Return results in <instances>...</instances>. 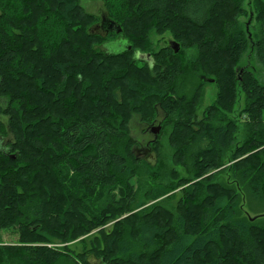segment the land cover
Instances as JSON below:
<instances>
[{
  "label": "trees",
  "instance_id": "trees-1",
  "mask_svg": "<svg viewBox=\"0 0 264 264\" xmlns=\"http://www.w3.org/2000/svg\"><path fill=\"white\" fill-rule=\"evenodd\" d=\"M128 3L126 21L106 4L122 29L108 35L131 45L112 52L94 47L116 39L93 30L78 0H0V138L13 137L0 148V240L17 239L0 243V264H264V209L248 206L264 203V80L239 64L250 52L264 67V0L251 2L254 37L240 26L244 0ZM152 30H169L179 50L144 46ZM186 73L200 78L191 95L179 93ZM205 78L218 91L199 116ZM159 109L187 174L174 168L169 189L138 197L133 179L156 171L135 153L129 122L153 123ZM179 186L172 208L147 204Z\"/></svg>",
  "mask_w": 264,
  "mask_h": 264
},
{
  "label": "rangeland",
  "instance_id": "rangeland-1",
  "mask_svg": "<svg viewBox=\"0 0 264 264\" xmlns=\"http://www.w3.org/2000/svg\"><path fill=\"white\" fill-rule=\"evenodd\" d=\"M113 1V0H112ZM80 5L84 8V10L91 15H95L97 17V20L95 23L101 24L102 22V16L104 15L107 18V8L106 4H111L114 9L113 11H116L118 14L123 17V19L126 21L127 14L130 12V8H128L129 0H118L117 2L109 3L110 1L107 0H78ZM252 0H244V6L247 9V14L240 16V26L245 29V31L252 37L258 32V23L254 20L255 18V11L251 4ZM116 14V13H115ZM95 25V26H96ZM94 31L99 32L105 36L108 35V33H105L104 29L102 28H93ZM116 32V31H111ZM149 40H146L145 45H150L151 48L154 51H158L164 46L168 45L170 46V41L174 40L172 37L173 35L169 30H166L162 34H158L155 31H151L149 33ZM108 39H116L119 37L118 34L111 33L107 36ZM125 45V42L123 39H116L114 41H108L105 44H94L95 48L99 49H106L107 51L117 52L123 48ZM143 45V44H141ZM180 46V45H179ZM146 51V50H143ZM137 53V52H136ZM195 53L193 48L186 49V55L188 54L193 55ZM250 52H246L240 59L239 64L240 66L248 65V68H250L256 76L260 80H264V67L258 62L256 56L252 54V56H249ZM134 55V54H133ZM135 56L138 58V55L135 54ZM249 57V58H248ZM249 61V62H248ZM121 64H125L121 60L118 61ZM137 66H141V62H137ZM200 82V78L198 75L189 74L186 73L184 76H181L179 78V93H185L187 95H191L198 83ZM204 86L202 89L203 92V100L200 103V105L197 108V113L199 116H202L203 110L210 105L212 102H214L216 95H217V84L212 81H205L203 82ZM7 103L6 97L0 96V107L5 106ZM245 105V94L241 91V89H238V96L236 103L234 104V108L232 113L229 114V117L238 118L239 113L241 109ZM163 111L159 109V113L157 118L153 121L151 124L152 127H157L161 125L162 128H160V131L158 133V137L160 138V152L162 154L163 161L155 165L157 161V152L150 146V141L154 138V132L153 128L149 126V124L145 123L141 119V115L134 113L131 117V120L129 122V126L131 129V134L135 138L136 145L134 146V151L137 154L138 157L143 158L147 160L151 165H153V171H156L155 173H149V172H142L141 178L138 179V177H135L133 179V182L138 189V197H143L144 192H146L148 189L150 190L152 187H154L156 190L161 189L162 186H165V188L169 189L170 185L176 182V179L172 177L173 173H171V170L176 168L179 170V173H181V176L186 175L187 173L180 165H175L172 162V154H173V148L170 145L169 142V134L171 132L172 126L170 124L164 123L163 125L160 123L163 117ZM0 119L3 122H7L8 116L4 115V113L0 112ZM241 129L239 130V135L244 138L245 132L247 131L246 127H244V124L240 126ZM157 137V138H158ZM12 134L9 132V134L6 137L0 138V148L6 146L7 142L9 140H12ZM239 139V138H238ZM228 165L229 163L226 162L223 164V166L220 167V169L216 170V179L221 182L229 181L228 177ZM157 175L155 177H152V175ZM151 175V176H150ZM174 179V180H173ZM182 187H175L172 191H167L165 193H162L161 196H157L153 200H149L147 204L151 203H159L166 207L172 208L178 199L181 197L180 195V189ZM160 191V190H159ZM145 197V196H144ZM251 202V203H250ZM247 205V204H246ZM253 205L255 209H264V203L262 201L258 200H251L249 201L248 206ZM250 211V210H249ZM264 211V210H263ZM251 214H254L253 211H250ZM0 243H15L16 237L13 235L10 231H3L1 234Z\"/></svg>",
  "mask_w": 264,
  "mask_h": 264
},
{
  "label": "water",
  "instance_id": "water-1",
  "mask_svg": "<svg viewBox=\"0 0 264 264\" xmlns=\"http://www.w3.org/2000/svg\"><path fill=\"white\" fill-rule=\"evenodd\" d=\"M95 28H97V29L102 28V29H104L105 33H109L111 31H116L117 33H119L122 30L121 26L118 23H116L114 20H112L110 17H108V16H107V18L104 16L103 19H102L101 24L96 25ZM170 46L174 49L175 52H177L179 50V47H180L179 43L177 41H175V40H171L170 41ZM125 47L130 49L131 45H129V44L127 45V43H125V45L123 46V48L121 50H123ZM121 50H119V51H121ZM136 54L142 60L147 59L149 61H152V56H151L150 53L137 51ZM241 73H242V71L238 74L240 79H241ZM205 79H207L209 81H213V79H210V78H205ZM160 128H161V125L153 128L154 139L155 140L158 137V133L160 131Z\"/></svg>",
  "mask_w": 264,
  "mask_h": 264
},
{
  "label": "flooded vegetation",
  "instance_id": "flooded-vegetation-1",
  "mask_svg": "<svg viewBox=\"0 0 264 264\" xmlns=\"http://www.w3.org/2000/svg\"><path fill=\"white\" fill-rule=\"evenodd\" d=\"M103 17H104V15H103L101 18L103 19ZM147 124H148V123H147ZM151 124H152V123H150L149 126H150L151 128H153ZM4 147H5V146H4ZM2 148H3V147H2Z\"/></svg>",
  "mask_w": 264,
  "mask_h": 264
}]
</instances>
